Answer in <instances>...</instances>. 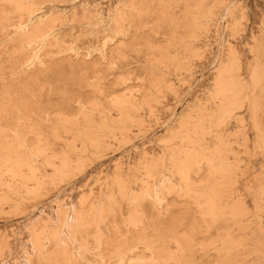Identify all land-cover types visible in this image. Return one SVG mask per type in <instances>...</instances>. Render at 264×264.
Segmentation results:
<instances>
[{
  "label": "rangeland",
  "instance_id": "374dc122",
  "mask_svg": "<svg viewBox=\"0 0 264 264\" xmlns=\"http://www.w3.org/2000/svg\"><path fill=\"white\" fill-rule=\"evenodd\" d=\"M162 1L30 0L31 3L26 4L28 11H33L35 14L33 16L45 19L44 22L50 24V29L54 30L56 34L59 31L58 37L64 36L58 41L59 44H64L61 50L79 47L80 44L82 45L83 39H89L88 42H90L85 46L86 49L84 48L82 51L85 53V50H91L89 44L92 40L106 36H109L107 38L110 40L107 39L110 42L107 41L109 43L107 52L110 49H115L119 43L117 41L119 28H117L115 20L122 13L118 9L129 11L132 2L143 8L153 5L152 12L155 13L153 19L161 13L164 19L175 20L178 23H183L186 17L187 21H192L195 17L200 23V28L196 31L197 36L194 37L185 35L190 33L189 29H192L189 24L181 29L167 28L162 31L164 33L158 34L154 31V21L151 18L149 19L150 23L148 22V26L143 30L126 27L127 31L131 30L129 35L137 38L133 40L129 36L130 40L127 44L142 52L140 58L135 53L128 54L126 62L117 64V67L120 68L117 70H127L133 75L135 74L132 75L133 81H128V84L118 87L117 81L121 75L119 71H116L106 74L100 82L105 85L107 92L112 96L124 95L127 89H133L135 93L141 95V90L147 88V92H143L141 97L143 123L141 125L131 122L128 124L113 123L112 130L115 134L106 137L107 148L100 153L94 152L89 143H86L85 148L80 147L75 151H68V149L62 148L66 142L61 141L58 152L50 154L48 159L54 163V168H60V161L68 158L71 168L62 179H56L53 168L45 166L40 159L39 161L30 160L33 165L36 164L33 172L38 175L37 179H34L33 172L27 170L28 167H24L25 172H21L19 178L7 176V179L11 180L13 192L7 188H0V264H61L59 260L64 253V247L62 248L61 241L54 239L61 222L68 217L69 222L71 219H75L78 223V217L86 214L95 204L98 206L102 204L101 206L104 205L105 208H108L109 205L112 208L113 201H115L120 210L114 214L116 215V227L113 225L114 219L111 217L110 221H106L101 226V232H96L94 226L91 225L80 233L76 227L73 236L68 234L71 247L72 242L79 244L78 248L75 245L76 247L73 246L72 249L74 248V253L82 254L83 264L114 263L113 252L117 247H121V240L126 237V234H123V228L128 221L125 219L130 215L135 216L137 209L149 210L147 200L142 205L139 201L147 195L145 190L151 186L152 182L161 178L164 172L168 178L166 180L172 181L171 183L177 179L175 184L168 181L169 187L176 190L180 188L181 179L174 173L172 161L169 160V151L173 148L182 152L193 151L197 146L205 154H213L219 149L224 150V159L227 166L232 169L231 179L228 182H223L222 176L215 170L216 167L215 169L211 167L205 159L200 160V165L203 168L201 174L199 173L195 177L197 183L205 185L208 181L207 184L216 186L225 202L223 204L218 202L221 209L230 210L239 205L246 211L242 222L246 229L237 232L238 236L234 240L245 242L246 251L252 255L241 256L240 252L234 260V264H264V259L256 256L260 248L264 249V194H260L264 188V150L260 149L261 142L263 143L262 139H264V55L260 56L258 65L255 54L257 44L264 42V0H165L164 3L169 8L166 5L159 6ZM44 9L45 11H43ZM84 9L86 11H82ZM56 10L57 12H55ZM88 10H92V12L89 13ZM12 11L13 9L4 8L0 2V15L3 13L10 15L9 20L2 21L0 19V23L1 21L3 23L0 24V64L7 62L8 57L13 55L18 47L13 30L20 23V18ZM69 16L71 17L68 20ZM104 16L107 20L106 23L104 19V21L101 20ZM91 18L94 19L93 21L99 19L93 24L90 22ZM110 20L113 24L109 22ZM82 24L84 25L82 26ZM110 25H114L116 29L110 28L112 27ZM103 27H109V30L106 28L105 32ZM4 29L11 30L6 32ZM90 29L92 32L88 31ZM86 30L88 35L84 34ZM93 35H97V37L94 38ZM111 35L115 40L110 37ZM168 38H174L175 42H180L176 44V47L179 49L180 56L183 57L181 61H168L166 64L162 63L159 58L148 54L147 43H150L151 46L166 48L169 44ZM7 39L10 41H6ZM63 39H68V43L66 44ZM79 39H82L81 42ZM71 41L74 44L70 43ZM103 66L106 67L107 62ZM225 69L233 70L234 77L242 80L248 86L249 94L255 92L260 97V111L256 110L252 114L250 111L247 112L248 110L244 109L248 107L247 100H245L242 103L244 106L242 109V104L239 102L232 118L226 119L225 123L217 124L220 118L217 112L220 97L217 95L216 85L222 78V72ZM90 77L91 81H94L93 76ZM84 93L85 97L93 100L90 90L85 89ZM162 102H165L164 105ZM72 106L73 112L79 110L78 103ZM157 108L160 111H157ZM49 113L50 120L55 121L56 113L54 111H49ZM157 114L162 117H158ZM95 115L100 118V111L98 110ZM253 117L259 122L260 132L254 128ZM55 123L52 122V124ZM11 128L16 129L14 125ZM43 130L48 132V128L45 126H43ZM10 136L11 139L12 133ZM72 143L73 140L68 141V144ZM35 144H37L35 140H28L29 147L32 148L36 146ZM148 148L149 150L152 148V152L147 150ZM0 154L3 157L13 158L14 156L13 154L7 155L5 152ZM155 154L159 155L156 157ZM23 184L30 186L28 188L30 190H38V193L28 195ZM37 184L41 186L36 189ZM121 185L127 188L132 198H137L136 201L139 199L136 204L131 203L128 206L121 198L119 189ZM131 187H133L134 193L130 189ZM58 192H62L63 195L60 193L62 197ZM57 193L58 195H56ZM165 197L166 203L163 204L161 211L163 217L183 218L187 216L200 226V233L193 237L196 245L194 257L197 262L216 264L217 249L210 250L206 246H211L217 236L215 232L210 234L206 232V223L200 208L191 199L185 197H178L175 194ZM101 201L102 203H100ZM64 213H66V218L63 216ZM65 222L67 221L65 220ZM77 223L73 222V225H77ZM54 224H57V228L54 227ZM66 229L64 228L62 233L57 236L60 238L62 234V241L68 238ZM47 230L50 232L48 231V233ZM118 232H120V236ZM47 233L48 235H46ZM35 234H44L50 238V241H45V253L40 261L35 257V250H33ZM57 244L60 246L57 247ZM67 245L69 244L66 243ZM57 248H60L61 251ZM29 255H33V257Z\"/></svg>",
  "mask_w": 264,
  "mask_h": 264
},
{
  "label": "bare ground",
  "instance_id": "6f19581e",
  "mask_svg": "<svg viewBox=\"0 0 264 264\" xmlns=\"http://www.w3.org/2000/svg\"><path fill=\"white\" fill-rule=\"evenodd\" d=\"M0 2L4 8L7 7L13 9L15 14L20 18V23L17 27H13V31L15 32V35L13 34V36H16L15 40L18 42L17 51L8 57L7 62L4 61L5 63L0 64V153L5 152L7 155H14L12 158L7 156L3 157L0 154V188H7L12 192L13 187L11 186V180H8L7 176H10L11 178L21 177V172L24 171V167H28L27 170L33 172L36 164L33 165L32 162H30L32 159H35V161H39L40 159L45 166L52 167L56 179H62L67 175L69 168H71L68 158L60 161V166L62 168H54V163L48 159L51 156L50 154H54L55 151L58 152V147L61 146V141L66 142L62 148L68 149V151H75L80 147L85 148V146H87L86 143H89L94 152L100 153L107 148L108 143L106 137L115 134L112 130L113 123L121 122L128 124L131 122L136 125H141L143 123V106L141 97L143 92H147V88L143 89V91L141 90V95L135 93L133 89H127V92H125L124 95L112 96L111 93L107 92L105 85L100 82L106 74L114 73L116 71H119L121 75V78L117 81L118 87L128 84V81H133L132 77L135 74L133 75V73L127 70H117L120 69L117 67V64H123L126 62V59L129 57L128 54L135 53L137 57L140 58L142 52L133 49L127 44L131 38H133V40L137 39L136 37H131L129 35L131 30L127 31L128 27L143 30L148 26L150 23L149 19L151 18L154 21V31L158 34L164 33L162 31L167 28H172L174 30L178 28L181 29L185 28L186 24H189L192 26V29H189L191 30L190 33L185 35L194 37L196 31L200 28V23L195 17L192 21H187L186 17L183 23H178L175 20L164 19L163 14L161 13L153 19L155 14L152 12L153 5H147L143 8L142 6H137V3L132 2L129 6V11L126 9L123 10L122 8L118 9V11L122 13H120L119 18L115 20V24L117 28H119L117 31V41L119 43L116 48L110 49V51L107 52L108 44L110 43V40L108 39L109 36L97 39V35H95L96 37L93 35L96 40H92L93 38L91 39L92 41L89 44V49L91 50H85L84 53L82 51L90 42H88L89 39L84 40L82 38V45L79 43V47H74V45L73 49H71V47L67 50H61V47L64 44H59L58 41L61 38H64V36L58 37L59 31L56 34L54 30L50 29V24L44 22L45 19L43 20L41 17L33 16V11H28L26 4L28 2L31 3L30 0H0ZM164 2L165 0H163L159 6L166 5L169 8ZM43 11H45V9ZM82 11H86V9ZM55 12H57V10ZM91 12L92 10L89 11V13ZM9 17L10 15L5 13L0 15L2 21L9 20ZM70 17L71 16L68 17V20ZM100 17L101 16L99 15V18ZM105 18L106 17L104 16L101 20H105ZM91 19V23H96L95 21L98 20L96 19L93 21L94 19H92L91 21ZM2 21L0 24H3ZM106 21L107 20L104 22L106 23ZM109 22H111V20ZM63 25L65 26V24ZM83 25L84 24H82V26ZM100 26L102 27L104 25ZM106 28L103 27V31H105ZM110 28L116 29L114 25ZM92 29L88 31L92 32ZM4 30L8 32L7 30L11 29ZM111 30L112 29H110V31ZM88 31H84V34ZM61 33H63V31ZM106 35L108 34L106 33ZM112 35L110 37H112ZM63 40L66 41V44L68 43V39ZM81 40L79 42H81ZM6 41H8V39ZM167 41L169 44L166 48L151 46L150 43H147L148 54L155 58H159L162 60V63L166 64L168 61H181L183 57L180 56L179 49L176 47V44L180 42H175L174 38H168ZM70 43H73V41ZM111 43L113 44V41ZM255 54L259 65V58L262 54L264 55V42H259L257 44ZM106 62L107 66L104 67L103 65ZM91 75L93 76L94 81H91ZM222 75V78L216 85V90L218 92L217 95L220 97L217 108L220 118L217 124L225 123L226 119L232 118L239 102L242 104L245 100H247L248 107H245L244 109H247V112L250 111L252 114L253 112H256V110L260 111V97L257 96L255 92L249 94L248 86L242 80L240 81L234 77L233 70L225 69L222 72ZM169 81L174 80L170 79ZM85 89L92 92L93 100L84 96ZM75 103L79 104V110L77 112H73L72 105ZM162 103L164 105L165 102ZM243 107L242 104L241 109ZM159 108H157V111ZM98 110L101 114L100 118H97L95 115ZM49 111H54L56 113V118H54L55 121L50 120ZM145 112L147 113V111ZM52 122L56 123L52 124ZM13 125L16 129L11 128ZM253 125L254 128L259 131V122L254 117ZM43 126L48 128V132L43 130ZM10 133L13 135L11 138L12 140L10 139ZM29 139L35 140L37 142V144H35L36 146L32 148L29 147ZM69 140H73V143L68 144ZM262 141L263 143L261 142L260 149L264 150V139H262ZM147 150H149V148ZM149 151L152 152V148ZM203 159H205L211 167H214V169L216 167L215 170L222 176L223 182H228L231 179L232 169L227 166L224 159V150L219 149L213 154H205L198 149V146L197 148L194 147L193 151L187 150L182 152L176 148L170 150L169 160L172 161L174 173L179 175L181 179L179 190L171 189L169 187V182L171 183L172 181L166 180L167 175L164 174V172L162 173L161 178L152 182L151 186L145 190L147 195L145 197L141 196L143 200L139 201L138 199L141 205L147 202L149 210L142 211L137 209L135 216L130 215L125 219V221H128L123 228V234H126V237L121 240V247H117L113 252L115 262L108 264H201L197 262V259L194 257L196 245L195 240L193 239L196 234L200 233V226L196 225L194 220L187 216L183 218L162 216V206L166 203L165 196L170 194L191 199L200 208L203 220L206 223V232L208 234L215 232L217 236V239L211 244V246H206V248H210V250L217 249L218 259L216 264H234V260L239 256L240 252L241 256L244 254L247 256L252 255L250 252L248 253L246 251L245 242L234 240L237 238L236 236H238L240 231L246 229L242 225L243 218L246 215L244 208L238 205L230 210L221 209L220 204L225 202L222 199V194L217 190L216 186L214 184H207L208 181L205 185L197 183L195 177L199 175V173L201 174L203 166L200 165V160ZM33 176L34 179H37L38 177L34 172ZM142 178L140 177L141 180ZM175 181H177V179L174 180V182ZM44 183L45 181L43 184ZM37 186L36 189L40 188L41 185L37 184ZM23 187L27 189L26 193L28 195L38 193V190L28 189L30 187L28 185L23 184ZM132 188L133 187L130 189ZM119 189L121 191V198L128 206L131 205V203L136 204L138 202L136 201L137 198H132V195L127 191L125 186L121 185L119 186ZM132 191L134 193L133 189ZM58 193L56 195H58ZM60 193L62 194V192ZM60 193L59 196H61ZM260 194H264V188ZM145 200L147 201L145 202ZM218 202L220 204H218ZM100 203H102V201ZM101 205L102 204L98 206V204H95L86 214L80 215L78 217V223L75 219H71L72 215L70 217V222L68 221V217V220L65 219L67 222H65V220L61 222L58 232L54 236L55 241H61L62 248L64 247V253L61 260H59V262L61 261V264H83L82 254L74 253V248L72 249L75 245L78 248L79 244L77 245L76 242H72L73 245L72 247L70 246L69 235L73 236L74 230L77 229L76 227H78L77 230L79 233L87 230V227L91 225L94 226L96 232H101V226L112 218L114 219L113 225L116 227V215L114 214H117L118 211H120L116 202L113 201L112 208H110L109 205L108 208ZM65 215L66 213L63 214L66 218ZM72 221L74 224L77 223V225H73ZM56 226L57 224H54L55 228H57ZM63 227L67 228V235L69 234L68 238L64 241H62V234L60 235L61 237L59 236L60 238L57 237L62 233L64 229ZM49 230H47V232ZM48 233L46 235H48ZM132 233L134 234L132 235ZM44 234H35L33 244L34 249L32 248L35 250V257L39 261L45 253V241H50V238H47ZM118 234L119 236L121 235L120 232H118ZM64 237L66 236L64 235ZM66 243L69 245L66 246ZM58 244L57 247L61 245ZM257 255L259 258L264 259V249L260 248L256 253V256ZM30 257H33V255Z\"/></svg>",
  "mask_w": 264,
  "mask_h": 264
}]
</instances>
